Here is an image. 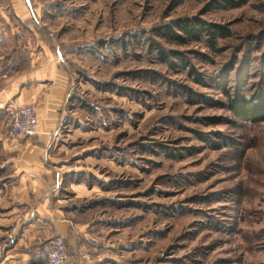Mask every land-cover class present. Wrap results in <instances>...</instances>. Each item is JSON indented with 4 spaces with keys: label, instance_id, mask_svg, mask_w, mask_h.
<instances>
[{
    "label": "rangeland",
    "instance_id": "obj_1",
    "mask_svg": "<svg viewBox=\"0 0 264 264\" xmlns=\"http://www.w3.org/2000/svg\"><path fill=\"white\" fill-rule=\"evenodd\" d=\"M23 1L70 82L47 162L68 218L91 222L73 264H264V122L235 117L226 93H264V0ZM193 16L231 30L217 51L157 34ZM155 41L190 65L161 61ZM13 226L0 225V264H45L44 240L12 251Z\"/></svg>",
    "mask_w": 264,
    "mask_h": 264
},
{
    "label": "crops",
    "instance_id": "obj_2",
    "mask_svg": "<svg viewBox=\"0 0 264 264\" xmlns=\"http://www.w3.org/2000/svg\"><path fill=\"white\" fill-rule=\"evenodd\" d=\"M17 1L20 6L14 9L0 8V112L5 108L10 112L15 103L34 104L39 126L34 136L9 139L1 136L7 122L0 116V225H14V252L62 235L75 260L85 247H78L76 234L86 233L91 222L68 218L66 199L59 194L62 178H56L55 168L47 162L70 82L62 69L61 53L52 52L40 39L38 31L43 27L33 18L40 11ZM94 256H100L99 251Z\"/></svg>",
    "mask_w": 264,
    "mask_h": 264
},
{
    "label": "trees",
    "instance_id": "obj_3",
    "mask_svg": "<svg viewBox=\"0 0 264 264\" xmlns=\"http://www.w3.org/2000/svg\"><path fill=\"white\" fill-rule=\"evenodd\" d=\"M226 3L218 2L217 7L220 8H234L243 4L244 0H224ZM176 29L181 30L178 32ZM157 34L168 41H176L180 44H187L192 41H205L213 51L218 50V39L228 37L231 30L218 22H210L200 16L185 17L177 19L175 24L165 23L156 27ZM155 51L159 59L163 62L173 66L177 63L173 61L174 58L181 60V67L187 68L190 65L189 60L183 55L181 51L175 49L166 50L157 41L153 42ZM173 58V59H172ZM190 74L194 75V68L190 69ZM194 78H200L196 73ZM172 89L186 95L198 96L190 87L186 85L169 83ZM228 98V108L237 118L247 120L254 123L264 122V93L252 94L246 96L242 93H237L231 96L226 91ZM211 143L210 139H206ZM213 144V143H212ZM170 156H176V153L169 152Z\"/></svg>",
    "mask_w": 264,
    "mask_h": 264
},
{
    "label": "built area",
    "instance_id": "obj_4",
    "mask_svg": "<svg viewBox=\"0 0 264 264\" xmlns=\"http://www.w3.org/2000/svg\"><path fill=\"white\" fill-rule=\"evenodd\" d=\"M39 114L34 104H14L1 136L22 139L34 136L38 131ZM34 258L46 264H73L68 246L62 235L43 241L35 250Z\"/></svg>",
    "mask_w": 264,
    "mask_h": 264
}]
</instances>
